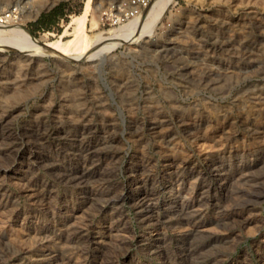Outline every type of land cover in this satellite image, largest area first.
Segmentation results:
<instances>
[{
    "label": "rangeland",
    "instance_id": "1",
    "mask_svg": "<svg viewBox=\"0 0 264 264\" xmlns=\"http://www.w3.org/2000/svg\"><path fill=\"white\" fill-rule=\"evenodd\" d=\"M126 1L0 0L36 41L72 45L86 6L116 36L83 62L0 48V264H264V0L102 26Z\"/></svg>",
    "mask_w": 264,
    "mask_h": 264
},
{
    "label": "bare ground",
    "instance_id": "2",
    "mask_svg": "<svg viewBox=\"0 0 264 264\" xmlns=\"http://www.w3.org/2000/svg\"><path fill=\"white\" fill-rule=\"evenodd\" d=\"M170 2L171 0H154L141 21L138 23V29L134 31L135 34L143 33L152 24H154V22L159 20ZM87 8L88 7L86 6L83 13L76 17L72 22L71 31L68 33L70 37L75 38L72 45H66L60 41H50L46 37H43L42 41H36L24 29L18 25H15L5 30L0 29V48H8L11 46L9 47L10 49L36 54L39 57L59 56L60 58L64 57V59L68 58L74 61H91L97 54L110 49V44L113 43V40H115L114 38L116 36H114L115 34L112 35L109 32L95 36L87 35L85 33L86 24L88 21ZM2 27L7 26H0V28ZM129 35V37L132 36L130 33Z\"/></svg>",
    "mask_w": 264,
    "mask_h": 264
},
{
    "label": "built area",
    "instance_id": "3",
    "mask_svg": "<svg viewBox=\"0 0 264 264\" xmlns=\"http://www.w3.org/2000/svg\"><path fill=\"white\" fill-rule=\"evenodd\" d=\"M154 0H127L126 2H113L102 13V26L116 27L120 29L128 22L140 20L149 9ZM13 14V11L0 14V24H5Z\"/></svg>",
    "mask_w": 264,
    "mask_h": 264
},
{
    "label": "crops",
    "instance_id": "4",
    "mask_svg": "<svg viewBox=\"0 0 264 264\" xmlns=\"http://www.w3.org/2000/svg\"><path fill=\"white\" fill-rule=\"evenodd\" d=\"M41 30H43V29L41 28Z\"/></svg>",
    "mask_w": 264,
    "mask_h": 264
}]
</instances>
